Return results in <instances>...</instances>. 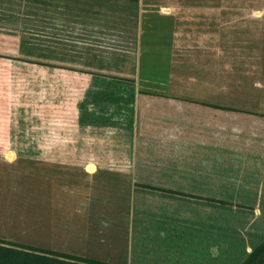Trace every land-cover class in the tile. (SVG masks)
Segmentation results:
<instances>
[{
	"label": "crops",
	"instance_id": "0c3cea01",
	"mask_svg": "<svg viewBox=\"0 0 264 264\" xmlns=\"http://www.w3.org/2000/svg\"><path fill=\"white\" fill-rule=\"evenodd\" d=\"M263 6L264 0H0V53L8 54L0 61L47 70L36 81L50 82L51 115L63 117L50 115L48 136L33 144L64 147L34 153L36 159L83 162L96 172L114 162L112 175L144 178L131 192L166 194L115 212L111 220L122 228L112 233L124 227L128 237L127 245L120 241L123 255L110 256L119 261L110 262L207 264L217 257L215 224L172 194L264 193V141L248 142L249 123L236 129L245 120L238 109L197 98L211 85L195 71L214 34L264 31ZM24 207L0 200V236L25 233L12 220ZM100 215L92 232L114 236L105 234Z\"/></svg>",
	"mask_w": 264,
	"mask_h": 264
},
{
	"label": "rangeland",
	"instance_id": "374dc122",
	"mask_svg": "<svg viewBox=\"0 0 264 264\" xmlns=\"http://www.w3.org/2000/svg\"><path fill=\"white\" fill-rule=\"evenodd\" d=\"M214 36L210 38L214 40L210 41V51L202 52L200 64L195 67L196 75L204 82L209 78L213 89L202 87L197 98L203 103L238 109L236 111H240L245 120H240L244 125L238 124L235 128L240 131L249 123L246 126L250 128L248 142L255 137L263 142L264 31L238 29L230 35ZM222 45L230 48L223 49ZM212 51L215 53H210ZM6 55L0 53V57ZM43 71L47 70L0 61V200L25 206L18 210L23 216L12 219L24 224L25 233L0 236V239L115 264L110 260L119 259L110 256L116 254L115 258H118L123 255L121 242L128 237L124 236L128 232L124 227L123 233H112V227L122 228L111 220L115 212L127 211L135 204L145 206L160 201L166 194L131 192L130 189L144 178L112 175L109 170L113 169L114 162H104L105 169L96 172L90 166L82 167L83 162L37 160L34 153L59 151L64 147L63 144H33L34 138L43 141L42 138L48 136L49 101L55 97V93L49 92V81H36L43 77L38 76ZM208 91H217L221 95H204ZM52 115L63 121L62 113L52 112ZM57 123L60 124L58 120ZM201 147L205 148L204 145ZM223 153L220 151L219 157H226ZM259 171L263 175L264 171ZM207 179L203 176L205 186H209ZM258 188L263 190L264 187L260 185ZM172 195L184 202L186 211L200 212L203 217L205 213V218L210 217L208 221L215 224L218 236L213 238L218 247L217 257L211 258L207 264H242L264 241V193L190 192ZM97 213L104 215L105 234L111 230L109 232L114 236H96L92 232L90 223L96 227ZM10 219L5 218L4 223ZM33 225L35 228L40 226L41 231L34 232ZM120 233L122 236L118 235ZM100 239H106V242ZM240 241L245 242V250L236 248Z\"/></svg>",
	"mask_w": 264,
	"mask_h": 264
},
{
	"label": "trees",
	"instance_id": "16d2710c",
	"mask_svg": "<svg viewBox=\"0 0 264 264\" xmlns=\"http://www.w3.org/2000/svg\"><path fill=\"white\" fill-rule=\"evenodd\" d=\"M0 264H111L97 259L65 254L0 239ZM242 264H264V241Z\"/></svg>",
	"mask_w": 264,
	"mask_h": 264
}]
</instances>
